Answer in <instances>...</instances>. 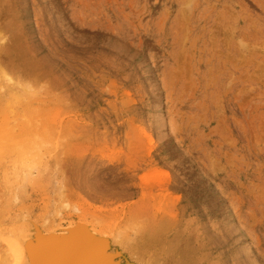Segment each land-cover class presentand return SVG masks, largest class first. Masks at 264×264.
<instances>
[{
  "label": "rangeland",
  "instance_id": "obj_1",
  "mask_svg": "<svg viewBox=\"0 0 264 264\" xmlns=\"http://www.w3.org/2000/svg\"><path fill=\"white\" fill-rule=\"evenodd\" d=\"M1 1L0 264H264V0Z\"/></svg>",
  "mask_w": 264,
  "mask_h": 264
},
{
  "label": "bare ground",
  "instance_id": "obj_2",
  "mask_svg": "<svg viewBox=\"0 0 264 264\" xmlns=\"http://www.w3.org/2000/svg\"><path fill=\"white\" fill-rule=\"evenodd\" d=\"M4 1V3L5 4H7L8 2H5V1H7V0H3ZM3 1H1V2H3ZM4 4V5H5ZM11 6V5H10ZM5 9V8H4ZM3 9V10H4ZM1 11V10H0ZM7 11V10H6ZM8 12V11H7ZM1 13V12H0ZM7 15V14H6ZM2 16V15H1ZM12 16V15H11ZM18 244V243H17ZM18 249H16V251H15V254H17V255H22L23 257H24V261L26 262V263H29L30 261H31V258H32V253L29 251V249L26 247V246H24L22 243H19V245H18V247H17ZM1 252V251H0Z\"/></svg>",
  "mask_w": 264,
  "mask_h": 264
}]
</instances>
